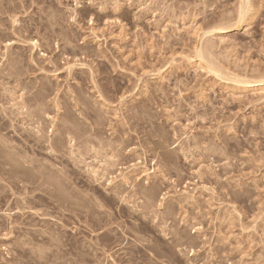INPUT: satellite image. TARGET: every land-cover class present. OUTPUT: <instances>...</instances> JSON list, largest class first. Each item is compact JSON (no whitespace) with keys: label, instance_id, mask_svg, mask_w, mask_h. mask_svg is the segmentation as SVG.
Instances as JSON below:
<instances>
[{"label":"rangeland","instance_id":"rangeland-1","mask_svg":"<svg viewBox=\"0 0 264 264\" xmlns=\"http://www.w3.org/2000/svg\"><path fill=\"white\" fill-rule=\"evenodd\" d=\"M6 1L22 2L14 15L40 47L5 51L11 24L0 0V97L9 104L0 109L17 117L1 135L21 141L8 159L17 167L0 166V264H264V91H235L193 53L204 46L222 70L259 78L264 0H250L238 30V0ZM222 26L231 28L211 33ZM193 28L208 35L199 41ZM31 95L63 158L24 143L34 126L13 104L33 107ZM69 138L96 149V160L84 158L96 180L65 157ZM30 158L48 169L32 171ZM140 189L152 199L132 197Z\"/></svg>","mask_w":264,"mask_h":264},{"label":"bare ground","instance_id":"bare-ground-1","mask_svg":"<svg viewBox=\"0 0 264 264\" xmlns=\"http://www.w3.org/2000/svg\"><path fill=\"white\" fill-rule=\"evenodd\" d=\"M10 1V0H9ZM238 1H240L241 2V5L240 6H238L239 8H237L238 10L236 11V15H235V21H236V23H235V21H234V23L231 25L232 27H233V29L234 30H238V29H240L239 27H240V25L242 24V23H244V21H245V19L247 18V16H248V14L250 13V12H252L251 11V8H252V6L250 5L251 3H250V0H238ZM22 3V2H21ZM21 3H18V4H11V3H9V2H7L6 0H5V15H7L8 17H10L9 19H10V26H8L9 28H10V30H11V34H6L5 35V38L7 37V36H9L7 39H6V41H5V46H4V49H5V51H8V50H10V49H12V47H17L21 52H23V51H25V50H29V51H37V49L40 47L39 46V44L37 43V41H34V40H31V41H29V40H27L26 39V37L24 36V34L23 33H27V27L25 28L24 26H21L20 25V23H19V18L17 19V16H15L14 15V13L16 14L17 12H18V10L19 9H22V7L24 6L23 4L21 5ZM20 4V5H19ZM240 4V3H239ZM23 10V9H22ZM249 16H250V14H249ZM248 16V17H249ZM252 17V16H251ZM231 26H222V27H218V28H213V30L211 31V33L213 34V35H223V34H226L227 32H228V28H231ZM7 27V28H8ZM226 27V28H225ZM232 29V30H233ZM193 30H194V34L196 35V37H198V40L199 41H201V40H203V36H204V34H205V36H206V32H204V33H201L200 32V29L199 28H193ZM211 30V29H210ZM233 30V31H234ZM201 31H203V30H201ZM210 33V34H211ZM208 35V34H207ZM204 36V37H205ZM95 37V36H94ZM205 39V38H204ZM51 40V39H50ZM47 45H48V43H47ZM46 45V46H47ZM203 45V44H202ZM204 46L203 47H196L195 48V50H194V56H195V59L197 60V66H198V68L200 67V69H205L206 70V72H208V73H210V75H212L213 77H215V78H218V79H221V80H229V81H231L230 83H233V85H234V87L233 88H235V91L237 90V91H239V92H242V93H247L248 91L250 92V91H253V92H259V91H264V73H263V75L261 74V75H259V78L257 77V79H254V78H256V77H254V76H252V77H254V78H252V77H250V78H248V76L246 75V74H244V76H242V75H237V74H234V73H232V72H230V71H226V70H222L223 69V67H222V69H221V66H220V68H219V65H218V67H217V64L216 63H214V61H213V63L211 62L212 61V59L210 58V56H209V58H207L208 57V53H207V55L206 54H204V53H206L207 51L206 50H204ZM205 49H207V48H205ZM206 51V52H205ZM39 52H40V50H39ZM8 53V52H7ZM6 53V54H7ZM30 53H32V52H30ZM35 53V52H34ZM34 53H32V54H34ZM23 54V53H22ZM44 54V53H43ZM42 54V55H43ZM31 55V54H30ZM207 56V57H206ZM22 57V56H21ZM29 59V63L31 62V63H33V64H31L32 66L33 65H36V64H34V61H33V58L31 57V58H28ZM209 59H211V60H209ZM16 60V59H15ZM15 60H13L14 62H15ZM12 61V60H11ZM13 61H12V63L11 64H9L10 65V68L7 70L8 71V74L9 75H12L13 73H14V75H15V71H17V68H14V66L15 65H17V63L16 62H18V61H16L15 62V64L13 63ZM20 62H21V60H20ZM36 63V62H35ZM70 63V62H69ZM75 63V62H74ZM8 64H7V66H9ZM14 65V66H13ZM69 65V64H68ZM67 65V66H68ZM73 65H75V64H70L67 68L68 69H70V68H72L73 67ZM82 65V64H81ZM71 66V67H70ZM83 66V65H82ZM37 67V66H36ZM75 67V66H74ZM39 69V68H38ZM1 71H3V69H0ZM41 70H43V69H41ZM67 70V69H66ZM71 70V69H70ZM0 71V72H1ZM19 71V70H18ZM40 71V70H39ZM2 74V72L0 73V75ZM7 74V75H8ZM6 75V76H7ZM8 75V76H9ZM246 75V76H245ZM13 76V75H12ZM257 76H258V74H257ZM19 86V85H18ZM24 86V85H23ZM26 87V86H25ZM22 89V88H21ZM24 89H26V88H24ZM40 89V88H39ZM4 91L6 90V89H3ZM27 90V89H26ZM3 91V92H4ZM13 91V90H12ZM22 91V90H21ZM7 92V91H6ZM19 92V91H18ZM40 91H38V93H39ZM9 93H11V92H9ZM264 93V92H263ZM262 93V94H263ZM5 94V93H4ZM5 96V95H4ZM10 96V95H9ZM12 96V95H11ZM32 96V95H31ZM42 96V95H41ZM2 98H4V97H2ZM1 97H0V104L1 103H3V101L1 102V99H2ZM29 98V97H28ZM36 97H31V98H29V100L30 101H33V105L35 104V106H31V107H27L26 106V108H25V106H24V104H25V102H23V103H20V104H18V103H16V102H14V104H13V100H16L17 101V99H18V102H21V101H19V99L21 100L22 99V94L20 95V96H18L16 99L14 98L13 99V97H12V99L13 100H11V97L10 98H7L8 99V101H9V99L11 100V102H10V104H13V107H14V110H15V112L17 113V114H15L16 116H23L22 117V119H21V121H24L28 126L29 125H32V126H34V128H32L31 130H32V132L34 133V137H33V140H30V141H28L27 139H25L24 138V140L26 141V142H24L23 140V142L26 144H28V146H30V147H36V148H39V149H45L46 151H48L51 155H53V156H55V157H59V158H63L64 157V155H62V156H58V154H57V152L58 151H60V148H59V146L61 145L60 143V145L59 144H57L56 142H54V140H52L53 138H50V136L47 134V133H45V132H47L48 131V133H51L52 134V129L51 130H49V126H48V129L46 130L45 128L43 129V127L44 126H46V125H44V123H43V127H42V120L39 122V119H42V118H40L39 117V115H37L35 112H36V107H37V109H38V107L39 106H37V105H39V103H37V99H35ZM75 99V98H74ZM80 99V98H79ZM3 100V99H2ZM6 100V99H5ZM40 101V100H39ZM6 101H4V103H5ZM3 103V104H4ZM16 103V104H15ZM76 103V102H75ZM5 104H7V103H5ZM4 104V105H5ZM2 105V104H1ZM2 106V114H0L1 116H0V166L2 165V166H6V165H11V166H13L12 165V162L15 160H13L12 161V159H11V157L9 156V154H10V151L11 150H13V149H15V150H17V147H18V145L20 144L21 145V141H16V140H14V139H12V138H10V137H5L4 138V136L3 135H1V133H3L8 127L9 128H11V127H14L13 125V121H14V118H12V116L13 117H15L14 115H13V113H10L11 111H9V113L10 114H7L6 113V108H3V107H5V106ZM7 105H9V104H7ZM41 105V104H40ZM12 106V105H11ZM1 107V106H0ZM10 107V106H9ZM16 107V108H15ZM12 108V107H11ZM34 110H35V112H34ZM39 110L40 109H38V111L37 112H39ZM84 113V112H83ZM36 115L39 117V119H37L38 117H36ZM35 117H36V119L37 120H35ZM17 117H15V119H16ZM44 122V121H43ZM12 123V124H11ZM24 123V124H25ZM53 124V123H52ZM35 125H36V127H35ZM66 127H68V126H66ZM50 128H51V126H50ZM54 128V127H53ZM12 129V128H11ZM65 131L66 130H68V129H65V128H63ZM70 129H71V127H70ZM29 130V129H28ZM44 130H46V131H44ZM72 130V129H71ZM13 132V131H12ZM67 132V131H66ZM71 132H73V131H71ZM67 133H69V132H67ZM55 134V133H54ZM46 135H48V136H46ZM67 135V134H66ZM69 135H70V133H69ZM73 135V134H72ZM52 136V135H51ZM74 136H72V138H73ZM83 137V136H82ZM60 139V138H59ZM70 139V138H69ZM76 139V138H75ZM78 139H79V137H78ZM77 139V140H78ZM74 140V139H73ZM68 141V140H67ZM82 141V140H81ZM18 144V145H16V144ZM68 143V142H67ZM69 154L68 155H65V157H67L68 156V160L70 159L72 162H73V164H75V165H77L78 163L79 164H81V163H83L84 165H83V168L84 169H88L87 170V174L88 175H90V176H92V178H94L95 179V176H96V172L97 171H95V168H94V170L92 169V166H90V168H89V165L85 162L86 160L84 159L85 158V156L86 157H88V158H92V160H96V157H97V151H96V149H94L93 147H92V145H91V143L89 142V141H87V139L86 140H84V141H82L81 142V144H86V145H89L90 147L89 148H83L81 151H80V148L77 146V145H71V144H73L72 143V139H70V141H69ZM101 144V143H100ZM100 144H98V145H100ZM23 146H24V144H22ZM86 145L84 146V147H86ZM75 146H77V148H76V150H79V153H78V151H77V156H75L74 155V152H76L75 151V149H74V152H73V148L75 147ZM22 147V146H21ZM25 147V146H24ZM29 147V148H30ZM19 148V147H18ZM22 149V148H21ZM14 150V151H15ZM26 151V150H25ZM33 151V150H32ZM18 152V151H17ZM36 152V151H35ZM13 153V152H12ZM20 153H21V151H20ZM19 154V153H18ZM24 154H26V153H24ZM12 156H13V154H11ZM30 155V154H29ZM74 155V156H73ZM23 157H24V155H22ZM22 157V158H23ZM54 157V158H55ZM10 158V161H12L11 163H10V161L8 160ZM27 159H29V158H27ZM32 158H30V160H31ZM67 159V158H66ZM7 160V161H6ZM29 160V161H30ZM28 161V162H29ZM33 161H35V160H33ZM32 160H31V167H30V169L32 170V169H34V170H37V168H39V170L38 171H40V169L42 168V169H45L46 167L42 164V165H38V167H36V164L34 165L32 162H33ZM19 162V161H18ZM28 162H27V164H28ZM37 162V161H36ZM36 162H34V163H36ZM25 160L24 161H22V164H24L25 165ZM39 163V162H38ZM87 165H86V164ZM139 163V162H138ZM26 164V165H27ZM29 164H30V162H29ZM33 164V165H32ZM23 165V166H24ZM14 166H16V165H14ZM13 166V167H14ZM20 166V165H19ZM29 166V165H28ZM28 166H26V168H29ZM33 166V167H32ZM7 167V166H6ZM17 167V166H16ZM86 167V168H85ZM11 168V167H10ZM146 168V167H145ZM3 168L1 167V169H0V174H1V170H2ZM17 169V168H16ZM16 169H14L13 168V170H12V172L14 171V170H16ZM29 169V170H30ZM46 169H48V168H46ZM148 170V169H147ZM5 171V170H4ZM4 171H3V173H4ZM17 171V170H16ZM33 171V170H32ZM38 171H36V172H38ZM43 171V170H42ZM48 171V170H47ZM148 171H150V170H148ZM35 172V173H36ZM44 172V171H43ZM144 174H143V173ZM141 172V174H142V176H146V175H148V173L146 174V170L145 171H142ZM2 173V174H3ZM40 173H41V171H40ZM40 173H37V174H39L40 175ZM48 173V172H47ZM150 173H153V170H152V172H150ZM5 174H8V176L10 177V179H11V177L12 176H15V174L13 175L12 173H10V172H5ZM44 174V173H43ZM53 174V173H52ZM30 175V174H29ZM36 175V174H35ZM56 175V174H55ZM1 176V175H0ZM7 176V175H6ZM32 176V175H31ZM40 176H42V175H40ZM39 176V177H40ZM19 177V176H18ZM46 177V176H45ZM56 177V176H55ZM101 177H106V176H104V175H102ZM148 177V176H147ZM8 178V177H7ZM12 178H14V177H12ZM27 178V177H26ZM33 178V177H32ZM35 178V177H34ZM49 177H47V179H48ZM60 179H61V176L59 177ZM125 178V177H124ZM1 179V178H0ZM15 179V178H14ZM23 179V178H22ZM36 179H37V177H36ZM36 179H34V180H36ZM50 179V178H49ZM51 179H52V177H51ZM54 179V178H53ZM137 179V178H136ZM19 180V179H18ZM26 180V179H25ZM29 180V179H28ZM39 180V179H38ZM43 180H44V177H43ZM64 180V179H63ZM96 180V179H95ZM123 180V179H122ZM125 180V179H124ZM124 180H123V182H124ZM128 180V179H127ZM17 181V180H16ZM23 181V180H22ZM32 181V180H31ZM46 182L48 181V180H45ZM44 181V182H45ZM25 183L27 182V180L26 181H24ZM38 181H36V182H32L33 184L34 183H37ZM42 182V181H41ZM51 182V181H50ZM65 182V181H64ZM127 182V181H126ZM17 183V182H16ZM15 183V184H16ZM21 183V184H20ZM25 183H23V182H21V180L18 182V184H20V185H22L24 188V190L25 189H27V187L25 186L26 184ZM48 183V182H47ZM54 182H52V184H53ZM109 183V182H108ZM15 184H13V185H15ZM54 184H57L56 182L54 183ZM126 184V183H125ZM144 184H146V183H144ZM12 185V186H13ZM20 185H15V188L17 189L18 187L20 188ZM51 185V184H50ZM126 185H128V184H126ZM130 185V184H129ZM128 185V186H129ZM131 186V185H130ZM129 186V187H130ZM133 186V185H132ZM34 187V186H33ZM40 187H41V185H40ZM151 187V186H150ZM13 188V187H12ZM39 188V187H38ZM42 188V187H41ZM56 188V187H55ZM1 189V188H0ZM21 189V188H20ZM29 189V188H28ZM33 189V188H32ZM40 189V188H39ZM148 189H146V190H142V189H140L139 191H133L134 193H133V195H132V197L134 196H143L146 200H151L152 199V197H151V195L148 193V191H147ZM15 191H17V190H15ZM31 191V190H30ZM35 191V190H34ZM1 192V191H0ZM12 192V191H11ZM16 193V192H15ZM36 193H37V191H36ZM13 195H15L14 193H13ZM31 195V194H30ZM16 196V195H15ZM18 196V195H17ZM46 196V195H45ZM117 196L120 198L119 200L122 202H124L126 199H125V197L121 194V193H119V194H117ZM191 196V195H190ZM19 197H20V195H19ZM128 198V197H127ZM186 198L188 199V198H190L189 196L187 197L186 196ZM186 198H185V200H186ZM193 197L191 196V199H192ZM15 199V198H14ZM14 199H13V201H14ZM31 200V199H30ZM188 200H190V199H188ZM187 201V200H186ZM22 202V201H21ZM32 202V201H31ZM33 203H35V202H33ZM27 205V204H26ZM149 205V204H148ZM14 210H17V211H22L23 210V207L21 206V203H20V201H19V199H17L16 198V200H15V202H14ZM150 206V208L152 207L151 205H149ZM148 206V207H149ZM146 208V207H145ZM30 210V209H29ZM91 215V214H90ZM41 216H45L44 214L43 215H41ZM166 222V221H165ZM164 221H162V225H165L166 223H165ZM165 223V224H164ZM162 225H160V226H162ZM65 226V225H64ZM159 226V227H160ZM63 227V226H62ZM66 227V226H65ZM64 227V228H65ZM164 229H165V227L164 226H162ZM162 227H160V228H162ZM162 228V229H163ZM161 229V231H160V233L162 232V233H164L165 232V230H162ZM102 234V233H101ZM123 234V233H122ZM165 234V233H164ZM163 235V234H162ZM179 235V234H178ZM138 242V241H137ZM31 243V242H30ZM27 244V243H26ZM139 244V243H138ZM30 245V244H29ZM73 245V244H72ZM73 246H75V245H73ZM103 246V245H102ZM140 246V245H139ZM77 247V246H76ZM75 247V248H76ZM72 248V247H71ZM141 248V247H140ZM94 249V248H93ZM138 249V251H139V254H140V251H142V250H144V249H140L139 250V248H137ZM97 250V249H96ZM78 251V250H77ZM144 251H146V249L144 250ZM85 253V252H84ZM135 253H138L137 251H135ZM146 253V252H145ZM189 253V252H188ZM191 253V252H190ZM189 253V254H190ZM193 253H194V251H193ZM79 254V253H78ZM142 254V256H144V252H142L141 253ZM148 254H146V256H147ZM84 256H85V254H84ZM142 256H140V257H142ZM190 256H192V254L190 255ZM79 257V256H78ZM139 257V256H138ZM139 257V258H140ZM80 258V257H79ZM83 260V259H82ZM131 260V259H130ZM157 264V263H156Z\"/></svg>","mask_w":264,"mask_h":264}]
</instances>
